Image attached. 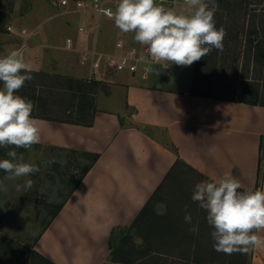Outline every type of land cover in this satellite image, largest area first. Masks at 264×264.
<instances>
[{"label":"crops","instance_id":"0c3cea01","mask_svg":"<svg viewBox=\"0 0 264 264\" xmlns=\"http://www.w3.org/2000/svg\"><path fill=\"white\" fill-rule=\"evenodd\" d=\"M116 29L115 40L103 41L101 21L97 32L86 35H76L73 27L74 34L65 37L62 49L75 57L76 67L65 62L58 66L87 81L90 71L80 66L88 71L87 76L81 74L78 52L65 48L68 36L80 48L95 46L104 51L113 50L118 38L123 39L124 49L142 45L130 36L134 32ZM28 53L29 46L26 63ZM35 59L28 61L32 71L40 70ZM140 63L165 64L145 59ZM189 67L187 77L173 69L181 83L175 81L169 87L147 69L127 75L108 73L102 67L95 80L87 81L99 82L91 124L32 116L41 133L34 145L81 156L88 169L77 186L74 182L80 176L73 181L61 209L39 234L34 245L37 252L55 264H108L113 234L132 224L179 158L211 181L231 172L242 189L257 187L264 106L192 94L195 62ZM94 154L99 156L92 161ZM259 189L264 190V172ZM256 234L264 238V229ZM251 261L264 264V244L254 248Z\"/></svg>","mask_w":264,"mask_h":264},{"label":"rangeland","instance_id":"374dc122","mask_svg":"<svg viewBox=\"0 0 264 264\" xmlns=\"http://www.w3.org/2000/svg\"><path fill=\"white\" fill-rule=\"evenodd\" d=\"M183 5L185 4L178 3V6ZM243 5H246V8L243 9V13L244 11L248 13L246 16L239 15L236 7L235 11H229L225 18L226 35L223 40V51H220V59L216 64L213 88L210 90V82L204 83L202 91H211L216 96L230 95L238 87V83L244 75L242 53L246 48L249 15L251 17L254 8L258 9L257 13L264 14L261 12L264 11V0L254 4L245 2ZM75 17H78L77 23H75ZM80 20H89V17L82 18L80 15L65 13L62 9L48 4L46 0H0V55L16 51L25 43L29 46L28 61L37 58L35 61L40 66V70L31 71L32 79L26 81L24 86L15 93L33 102L32 115L80 121H88L91 118L95 95L90 88L85 86L84 77L77 76L74 74L76 72L61 69V66H58V63L65 62L70 67H76L75 57L67 56L62 46L65 37L69 33H73L71 32L74 31L73 27ZM99 20L102 26L103 41L115 40L117 29L114 21L105 17H100ZM8 25L13 26L12 31L7 29ZM23 27L29 31L33 30L34 34L31 36L22 34ZM74 33L79 35L77 30ZM130 36L134 35L130 34ZM80 42L84 43V40L81 39ZM28 61L27 63H29ZM38 61L42 64H39ZM78 67L82 71L79 64ZM138 68L139 72L147 69L150 74H155V76L157 74L164 87L173 85L175 81H181L176 79L177 74L173 72V69L181 70V76L191 75L189 66H173L171 64L164 68V64L148 66L139 63ZM254 68L255 66L250 68V77L252 78L258 74L257 71L260 69V67H256L257 71H255ZM118 72V74H129L128 70ZM82 73L88 75L87 70H83ZM139 76L141 75L139 74ZM0 88H3L2 82H0ZM101 105L112 107L110 103L106 102H102ZM10 150L17 151L18 155L22 154L24 162L36 164L39 167V172L9 181L3 180L6 173L0 170V180H3L7 188L6 191L0 190V242H2L1 239L9 240L16 249L30 255L29 251L35 249L34 245L39 234L51 220L68 192L67 190L71 188L73 181L81 176L87 164L81 156L72 155L57 148L37 145L32 146L31 149L15 148V146L0 147V160L10 159L7 157V152ZM27 179L33 181L32 187L27 191L23 189L17 191L16 185H23ZM176 180L177 183L174 185ZM202 181H206V179L196 173L186 171L180 175L177 173L171 178L168 185L158 193L161 201L155 205V212H151L150 216L141 222L142 232L137 233L134 229L129 234L126 233L128 238L125 242V250L128 256L135 260L139 259L136 260L138 263L145 264H193L179 259L178 256L182 254L184 246L177 247L176 250L169 252L168 256L163 253L165 258L157 256L156 253L160 250L165 251L163 248H172V245L179 241H184V238L180 236L177 239H172L174 232L180 233L181 230V232L190 233L192 230L197 233L200 232L201 227L206 232H208L207 228L211 231L214 230L207 221L204 220V223L199 224L198 219H195L203 209L199 207L198 202L192 201L191 196L195 185ZM181 197H183L182 200ZM185 206L192 216L191 224L184 221ZM167 209L168 211L170 209L171 213H168ZM125 232L126 230H123L114 234L115 247L120 245ZM178 239L179 241L176 242ZM199 242L205 261L210 263L211 261L208 259L216 257L211 252L214 241L212 238L204 239L202 236V240ZM184 243L187 244L186 240ZM148 248L152 249V256L143 257ZM253 254L254 248L249 250V264H252ZM225 255L226 257L230 256L222 252L221 257H225ZM36 260L38 258H35ZM108 264H116V262L110 260Z\"/></svg>","mask_w":264,"mask_h":264},{"label":"clouds","instance_id":"9594fccd","mask_svg":"<svg viewBox=\"0 0 264 264\" xmlns=\"http://www.w3.org/2000/svg\"><path fill=\"white\" fill-rule=\"evenodd\" d=\"M185 4L194 9L189 15L166 9L155 0H119L110 15L121 32H134V40L147 46L150 62H165L164 68L190 66L214 49L223 51L226 32L215 24L216 0H185ZM31 71L21 52L0 55V147L31 149L40 142V129L31 116L33 102L15 94L32 79ZM7 157L10 159L0 160V170L6 173L3 180L39 172L36 164L24 162V156L15 150L8 151ZM3 180L0 190L6 191ZM32 185L27 179L16 189L27 191ZM240 188V181L225 172L215 181L197 183L191 196L207 212V223L214 229L210 233L214 250L228 255L247 253L264 244V238L256 234L264 229V190L238 191ZM184 221L192 223L187 206Z\"/></svg>","mask_w":264,"mask_h":264},{"label":"trees","instance_id":"16d2710c","mask_svg":"<svg viewBox=\"0 0 264 264\" xmlns=\"http://www.w3.org/2000/svg\"><path fill=\"white\" fill-rule=\"evenodd\" d=\"M263 0H216V4L218 7L215 10L214 13V20L217 28L223 27L226 29V21L225 18L229 11H235V8H238V14L239 15H245L248 14L243 9L246 8V5L243 4L246 3H261ZM253 14H251V17L249 15V24L248 29L246 30V48L244 49V52L242 53V59L244 64V75L241 79V81L238 83V87L232 92L230 95L225 96H216L211 91H202V85L208 82L211 83L210 90L213 88V82L215 79V73H216V64L219 62L220 59V51L213 50L210 54L206 55L205 57L201 58V60L195 62V75L193 80V88H192V94L195 95H203V96H209V97H215V98H221V99H228V100H234L239 102H244L251 105H263L264 106V14L263 13H257L258 9L254 8ZM264 12V11H261ZM238 28V27H237ZM215 65V66H214ZM251 66H255V71H257L256 67H260V69L257 71L258 74L255 75V77H250V68ZM85 82V86L90 88L93 93H96L99 87L98 81H93L92 83ZM198 86V87H197ZM95 108V105H93ZM35 116V115H31ZM43 118H49L48 116H42ZM59 121L64 122H71V123H77L80 120H73V119H55ZM93 120H89L87 124H91ZM98 154L93 155V160L95 161L98 158ZM88 171V169H84L83 174L74 182V187L79 184L81 179L83 178V175ZM190 172V173H196L198 176L205 178L202 174L197 173L191 166L187 165L183 160L180 158L175 162L172 169L167 174V177L165 181L159 186V188L155 191V193L151 196L145 207L140 211L138 216L135 218V220L132 222L131 225H129L126 229L125 234L122 236V239L120 241L119 246H114L115 239L114 234L111 239L110 243V250H111V260L114 262H120L123 264H145V263H138L136 260L139 259H133L132 257L128 256L126 253V240L128 238L129 232L136 229L137 233L142 232V226L141 222L145 221L147 217H149L151 212L154 211V207L157 204L158 201H161V197L158 196V193L164 189L166 185H168V182L171 180V178L174 177L175 174L179 173L183 174L184 172ZM263 172H264V141L261 144V157L259 161V170H258V182L257 187L252 190H257L260 188V183L263 178ZM177 176V175H176ZM180 177V176H179ZM206 181L212 182L208 178H205ZM177 180L174 182V185H176ZM179 191L178 189H176ZM245 189H238V191H243ZM163 199V198H162ZM183 197H181V200ZM180 200V199H179ZM166 201V199H165ZM167 204V202H166ZM168 208H170V205H168ZM61 209V206H58L55 213L52 215L51 220L48 222V224L52 221V219L57 215L59 210ZM168 213H171L170 209ZM167 213V214H168ZM207 212L206 210H203L202 213L197 215L196 220L200 222L199 224L204 223V220H206ZM195 221V220H194ZM47 224V225H48ZM205 230V229H204ZM201 227L200 232H193L191 230L190 233H172V239H177L179 236L184 238V241L176 240L175 245H172V248H163L165 251H158L156 253L157 256H162L165 258L163 253H166L168 256L169 252L176 250L179 246H184L182 248V254H179V259L184 260L185 262H192L193 264H249V251L247 253H233L230 256L225 257L222 256V252H217L211 249V252L213 255H216V257H213L210 260L211 262L208 263L205 261L202 250L200 249V242L202 240V236H204V239L207 237V239H211V235L209 232H212L211 230L204 231ZM255 231V230H254ZM179 232V231H178ZM128 233V234H126ZM209 235H206L208 234ZM187 242L185 244L184 242ZM0 242V264H55L52 261H50L48 258L41 255L39 252H37L35 249H31L30 255H27L22 251H19L16 249L14 245H12L9 240H2ZM182 243V245H181ZM170 246V245H169ZM193 250V252H191ZM152 249L148 248L146 251V254L143 255V257H151ZM201 251V252H200ZM30 256V257H28ZM203 256V257H202ZM35 258H38V260L35 261ZM38 261V262H37Z\"/></svg>","mask_w":264,"mask_h":264},{"label":"built area","instance_id":"2783aa9c","mask_svg":"<svg viewBox=\"0 0 264 264\" xmlns=\"http://www.w3.org/2000/svg\"><path fill=\"white\" fill-rule=\"evenodd\" d=\"M51 6L62 9L65 13L80 15V17H89V20H80L76 25V30L82 34H90L97 32L100 29L99 18L105 17L113 19L110 13H114L119 0H46ZM181 2L185 4V0H155V3L165 7L166 9H174L177 13L189 15L193 11L185 4L178 6ZM85 19V18H84ZM9 31L13 30L12 25H8ZM22 34L31 36L33 30L29 31L26 27L21 30ZM145 45L130 46L125 48V43L122 38H118L115 43V48L111 51H104L95 46L80 48L76 45V40L72 36H68L65 40V48L67 50L78 52V64L81 67L89 69V75L86 80L91 82L97 78L96 72L102 67L106 72H118L128 70L136 72L139 63L145 59L149 61V56ZM28 50L27 44L23 43L16 51L22 53L26 60L25 52Z\"/></svg>","mask_w":264,"mask_h":264},{"label":"bare ground","instance_id":"6f19581e","mask_svg":"<svg viewBox=\"0 0 264 264\" xmlns=\"http://www.w3.org/2000/svg\"><path fill=\"white\" fill-rule=\"evenodd\" d=\"M258 259H256V261H257Z\"/></svg>","mask_w":264,"mask_h":264}]
</instances>
